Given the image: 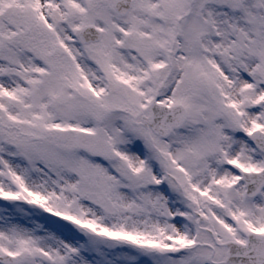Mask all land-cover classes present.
Returning a JSON list of instances; mask_svg holds the SVG:
<instances>
[{"label": "snow or ice", "instance_id": "obj_1", "mask_svg": "<svg viewBox=\"0 0 264 264\" xmlns=\"http://www.w3.org/2000/svg\"><path fill=\"white\" fill-rule=\"evenodd\" d=\"M0 264H264V0H0Z\"/></svg>", "mask_w": 264, "mask_h": 264}]
</instances>
